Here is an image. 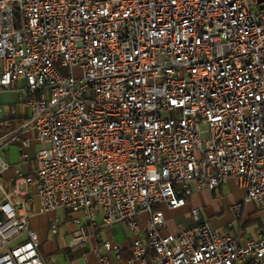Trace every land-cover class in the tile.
Listing matches in <instances>:
<instances>
[{
    "label": "built area",
    "instance_id": "built-area-1",
    "mask_svg": "<svg viewBox=\"0 0 264 264\" xmlns=\"http://www.w3.org/2000/svg\"><path fill=\"white\" fill-rule=\"evenodd\" d=\"M0 90L31 112L10 137L40 145L10 189L0 158V264H45L35 199L80 214L69 247L94 233L100 264L122 261L99 232L118 224L127 264H264V228L244 247L200 208L175 234L156 211L230 179L264 209V0H0Z\"/></svg>",
    "mask_w": 264,
    "mask_h": 264
},
{
    "label": "crops",
    "instance_id": "crops-1",
    "mask_svg": "<svg viewBox=\"0 0 264 264\" xmlns=\"http://www.w3.org/2000/svg\"><path fill=\"white\" fill-rule=\"evenodd\" d=\"M0 136H12L19 129L24 120L30 116V110L18 106V94L15 91L0 90ZM11 109H16V117H7ZM17 136L10 137L7 143L0 150L1 160L8 165V168L1 174V183L10 189L15 179V169L19 168L24 174H33L36 170V158L40 145L33 141L30 147L21 150V146L16 139ZM26 155V156H25ZM25 190V186H21ZM4 198L3 190L0 188V201ZM234 206H239L234 210ZM200 208L203 220L225 234H232L238 238L241 246H246L248 241L258 240L264 228V209H260L255 202L247 201V192L241 188L234 179H230L216 192L208 189L198 190L193 185L191 196L188 198V205L177 210H170L166 206L156 208L157 213L167 221V231L178 233L192 226L190 210ZM30 227L37 232L41 243L40 251L45 260V264H100L98 257L93 249L101 242L98 241L94 233H90V239L84 246L71 249L69 243L71 234L76 229L73 220L80 214L72 215L65 211V219H59L69 239L60 235L57 238L51 233V224L48 214L39 211L38 200L30 205ZM144 218V217H143ZM181 218L178 222L173 219ZM145 219V218H144ZM87 223L86 220H83ZM124 224H118L110 229L100 230L102 240H111L121 247L122 261L116 264H127L126 260L130 257V249L133 241L126 234ZM126 225V224H125ZM127 226V225H126ZM128 227V226H127ZM129 229V228H128ZM61 237V239H60ZM61 241V244L59 242ZM114 257L115 254L113 253Z\"/></svg>",
    "mask_w": 264,
    "mask_h": 264
},
{
    "label": "rangeland",
    "instance_id": "rangeland-1",
    "mask_svg": "<svg viewBox=\"0 0 264 264\" xmlns=\"http://www.w3.org/2000/svg\"><path fill=\"white\" fill-rule=\"evenodd\" d=\"M48 216V218L50 219V223H54V222H56V220H58L59 221V219H61L62 221L65 219V211H64V209H61V210H58L57 212H52V213H50V214H48L47 215ZM162 216V215H161ZM164 217V216H163ZM165 218V217H164ZM181 218H175V219H173V221L174 222H178L179 220H180ZM58 223V222H57ZM51 224V225H52ZM59 225L61 224V223H58ZM124 226V228H125V231H126V234L129 236V237H131V232H130V230L128 229V227L124 224L123 225ZM32 229V228H31ZM63 231L65 232L66 231V228H63L62 227V225H60V235H61V237H62V234H63V236L65 235V233H63ZM52 237H54V238H57V236H52ZM61 237H60V239H61ZM65 237L67 238V240L69 239V235L68 234H66L65 235ZM60 239H59V242H60V244H61V241H60Z\"/></svg>",
    "mask_w": 264,
    "mask_h": 264
}]
</instances>
